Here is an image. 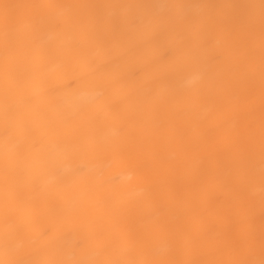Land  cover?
Masks as SVG:
<instances>
[{
  "label": "bare ground",
  "instance_id": "1",
  "mask_svg": "<svg viewBox=\"0 0 264 264\" xmlns=\"http://www.w3.org/2000/svg\"><path fill=\"white\" fill-rule=\"evenodd\" d=\"M20 4H259V0H0ZM137 17L131 40L122 26L112 44L96 38L95 13L50 9L38 28L23 19L13 35V182L38 243L56 237L44 259H116L127 248L139 255L231 260L240 258L250 233H260V177L246 174V138L257 137L262 112L259 33L254 63L249 42L234 31L224 9L206 34L147 24L167 9H106ZM196 9L177 10L178 17ZM259 10L257 9V15ZM71 20L64 22V18ZM139 19L137 23L139 24ZM3 28L0 25V168L4 151ZM120 55L106 71L92 72L82 57ZM254 74L248 73L249 64ZM108 85L112 111L100 103ZM239 136V140H237ZM66 150L60 154L57 146ZM3 176L0 171V200ZM149 201L150 206L138 207ZM254 204V207L252 205ZM66 210L57 216L47 209ZM86 221V229L79 226ZM10 223L0 211V252Z\"/></svg>",
  "mask_w": 264,
  "mask_h": 264
},
{
  "label": "snow or ice",
  "instance_id": "2",
  "mask_svg": "<svg viewBox=\"0 0 264 264\" xmlns=\"http://www.w3.org/2000/svg\"><path fill=\"white\" fill-rule=\"evenodd\" d=\"M143 9L154 8L167 9L168 16H153L147 24H156L164 29L175 31L182 28L184 31L196 28V32L191 33V38L206 34L218 16L224 9H231L234 15L231 17L233 25L237 26L234 31L241 32L249 42V59L254 63L255 41L257 29L259 33V73L261 79L262 112H264V0H259V4H228V5H202V4H166V5H135V4H20V3H0V25L3 28L4 44V72H3V106L2 117L4 121V151L2 171L3 176V195L0 200V211L3 212L6 222L11 225V232L7 235L9 239H19L20 244L14 250L9 249L6 242L4 249L0 252V264H264V117L261 119L258 139V160H257V137L254 130L247 133L246 138V169L245 175L240 176L241 180L251 183L255 177L258 167L260 177L259 209H260V233L257 240L255 233H250L245 243L240 258L223 260H210L200 258H178L173 253L166 256L139 255L134 247L127 248L116 259H44L39 258L41 251L53 242L56 237L50 238L47 233L41 235L40 242L32 238L29 230L30 217L25 214L23 208L18 204V194L13 182L12 156L9 151V143L12 139L10 123L12 120V105L10 99L13 95L11 62L13 58L14 34L20 31L21 19L32 28H38L44 18V13L50 9L91 10L95 15L96 21L95 35L100 41L101 46L108 47L112 44L114 34L122 26H130L126 33H122V41L126 38L131 40L134 32L139 27H147L144 20L137 17H121L115 12L111 15H104L103 10L112 9ZM196 9L195 15H185L178 17L175 15L177 10ZM257 9L259 14L257 15ZM139 19V24L137 23ZM71 20V16L64 18V22ZM130 49L125 45L116 55L106 52V58L102 63H96L95 53H89L82 57V61L92 68V72L106 71L120 55H125ZM248 73L254 74L253 64H249ZM108 85H105V96L101 97L99 103L108 111L116 108L118 101H109ZM239 140V136H237ZM60 154H67L66 150L57 146ZM138 207L150 206L149 201L138 202ZM254 207V204L252 205ZM54 215L63 216L66 210L62 207L53 205L47 209ZM79 226L86 229L88 224L81 221Z\"/></svg>",
  "mask_w": 264,
  "mask_h": 264
}]
</instances>
